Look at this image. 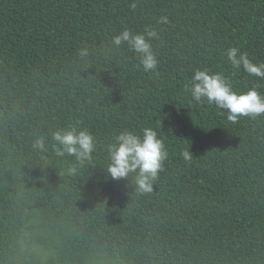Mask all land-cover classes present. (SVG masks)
Returning <instances> with one entry per match:
<instances>
[{"label": "trees", "instance_id": "16d2710c", "mask_svg": "<svg viewBox=\"0 0 264 264\" xmlns=\"http://www.w3.org/2000/svg\"><path fill=\"white\" fill-rule=\"evenodd\" d=\"M126 29L156 31V69L112 43ZM230 47L264 62V0H0V264H264V114L233 123L185 90L206 68L264 95ZM145 127L168 152L147 193L107 171ZM71 128L90 159L56 155Z\"/></svg>", "mask_w": 264, "mask_h": 264}, {"label": "clouds", "instance_id": "9594fccd", "mask_svg": "<svg viewBox=\"0 0 264 264\" xmlns=\"http://www.w3.org/2000/svg\"><path fill=\"white\" fill-rule=\"evenodd\" d=\"M132 7H135V4ZM158 22L167 24L168 17L161 16ZM156 37L154 29H146L144 33L136 34L126 29L114 36L112 43L120 46L127 42L130 50L138 54L143 70L151 72L158 65L157 56L150 42ZM87 54L86 48L81 49L80 55ZM226 58L234 69L242 68L249 75L264 78V62H255L240 48H228ZM185 90L190 92L193 102H206L208 105L227 109V119L233 123L241 116L254 118L264 114V95L256 87L244 92L234 91L222 73L210 72L206 68L195 70L189 83L185 85ZM52 138L56 142L54 147L57 156L67 154L81 162L91 158L96 146L93 135L87 130L60 129L53 132ZM34 147L44 149V138H37ZM167 156L165 144L155 128L145 127L142 133L125 130L116 136V143L109 147L110 163L107 171L115 179L126 178L129 174L135 173L138 191L147 193L152 191V182L157 178ZM182 156L185 160L191 159V153L187 150L182 152ZM71 171L74 172L75 169Z\"/></svg>", "mask_w": 264, "mask_h": 264}]
</instances>
